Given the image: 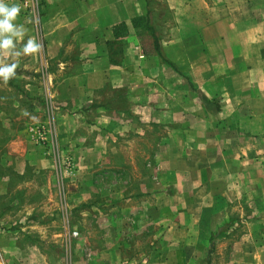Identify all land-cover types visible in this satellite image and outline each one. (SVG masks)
I'll list each match as a JSON object with an SVG mask.
<instances>
[{
    "label": "crops",
    "instance_id": "obj_1",
    "mask_svg": "<svg viewBox=\"0 0 264 264\" xmlns=\"http://www.w3.org/2000/svg\"><path fill=\"white\" fill-rule=\"evenodd\" d=\"M209 2L207 13L214 14L213 21L186 31L189 37L195 33L198 46V66L190 68V77L172 68L167 61L170 56H163L167 49L162 47L158 27L140 0H46L43 18L51 28L44 29V35L56 38L52 43L89 46L91 50V55L78 58L81 60L70 55L67 48L57 56L64 74L71 77L67 79V91L76 90L78 94L66 100L72 106L89 104L95 107L92 114L106 115V104L96 106L80 95L104 88L112 73L125 75V69L118 72L110 67L111 45H118L115 53H124V58L133 61L135 71V59L146 57L157 65L155 75L156 70L164 69L171 77H186L183 92L194 98L189 100L183 94L184 99L179 101L170 95L174 85L167 84V103L151 104V109L165 106L167 123L190 125L187 131L180 128L169 133L167 145L160 152V187L135 180L136 193L127 194L131 186L125 187L118 206L110 205L116 227L112 224L102 236L79 228L83 243L76 248L85 252V259L72 256L68 260L66 256L63 263L57 255L49 258L50 264H123L125 259H132L133 252L150 256V264L154 259L157 264H196L206 253L204 264H214L217 253L212 259L210 255L230 236L227 227L238 219L231 208L240 200L245 205L246 220L253 225L245 233L251 238L230 241L227 247L233 245L226 249L227 259L219 264H264V0H207L205 5ZM144 34L149 35L147 46L143 45ZM152 34L158 39L159 53ZM75 61L79 71L71 72ZM163 63L168 68H160ZM121 171L126 167L121 166ZM258 173L261 178L256 179ZM95 202H89L93 212L99 210ZM94 219L91 227H95ZM251 221L259 222L254 225ZM114 238H121L120 248L117 243L111 247ZM143 239L146 241L141 242ZM9 249L7 252L12 250L13 255L6 261L0 258V264H46L45 256L35 250L21 253L18 248Z\"/></svg>",
    "mask_w": 264,
    "mask_h": 264
},
{
    "label": "rangeland",
    "instance_id": "obj_2",
    "mask_svg": "<svg viewBox=\"0 0 264 264\" xmlns=\"http://www.w3.org/2000/svg\"><path fill=\"white\" fill-rule=\"evenodd\" d=\"M203 1L204 4L200 0H140L142 8L151 11V20L158 27L162 47L167 49L163 56H170L167 61L172 68L183 70L190 77V68L196 69L199 61L195 57L198 47L195 33L189 37L187 28L198 30L197 27L215 17L213 13H207L211 2L205 5L207 0ZM7 2L21 5L22 11L15 23L26 29L24 40L17 43L16 50L22 48L30 37L42 44V50L36 55L15 58L0 50V64L19 63L13 79L7 83L0 81V258L8 260L13 252L9 253L7 249L12 247L21 253L37 251L45 256L42 260L46 264H50V257L57 255L63 263L66 256L68 260L72 256L82 259L85 252L76 248L77 244L83 243L79 228L91 229L95 236H102L108 233L112 224L116 227L110 205L118 206L121 196L126 193L125 187L131 186L127 194L134 195V185H138L135 180H144L146 186L158 187L162 179L160 152L167 145L169 133L180 131V128L187 131L190 126L167 123L165 106L151 109V104L167 103V84L174 85L170 95L174 94L179 101L194 98L183 92L187 86L186 77H171L164 69L156 70L155 75L157 65L146 57L135 59V67L139 70L135 71L133 61L124 58V53H115L118 45H111L113 58L110 67L117 71L125 69V75L112 73L104 88L80 95L81 99L96 106L106 104V115L102 118L92 114L95 107L89 104L80 108L72 106L66 100L75 99L78 94L76 90L74 93L67 91V79L71 77L64 74L66 71L61 69L57 56L60 57V51L67 48L70 55L78 59L91 55L90 47L52 43L56 38L44 35L42 31L51 28L43 18L46 0ZM142 40L144 46L150 44L148 34L146 37L144 34ZM75 62L71 72L79 71ZM160 68L168 66L163 63ZM154 119L159 122L154 123ZM133 120L136 123L131 122ZM121 166L126 167V171H121ZM255 177L259 179L261 174ZM94 199V204L99 206L97 212L89 209V202ZM244 206L241 200L232 205L231 211L237 213L238 219L227 227L230 236L220 240L223 245L216 244L217 251L211 253V259L212 254L214 257L217 253L214 264L227 259L229 250L226 249L233 245L227 247L230 241L251 238L245 235L253 225L245 218ZM31 217L35 220L29 222ZM93 218H96L95 227H91ZM253 221L254 225L259 222ZM145 229L147 234L148 228ZM120 240L114 238L111 247L117 243L120 248ZM130 254L132 259H125L123 264H150L152 259L140 252ZM203 254L196 264H204L206 253ZM154 260L152 264H157Z\"/></svg>",
    "mask_w": 264,
    "mask_h": 264
},
{
    "label": "clouds",
    "instance_id": "obj_3",
    "mask_svg": "<svg viewBox=\"0 0 264 264\" xmlns=\"http://www.w3.org/2000/svg\"><path fill=\"white\" fill-rule=\"evenodd\" d=\"M22 11L19 3H8L0 0V50L15 58L21 55H36L42 50V44L35 38H28L19 50L17 43L24 40L26 29L23 25L15 23ZM19 63L0 64V81L7 83L16 75Z\"/></svg>",
    "mask_w": 264,
    "mask_h": 264
},
{
    "label": "trees",
    "instance_id": "obj_4",
    "mask_svg": "<svg viewBox=\"0 0 264 264\" xmlns=\"http://www.w3.org/2000/svg\"><path fill=\"white\" fill-rule=\"evenodd\" d=\"M146 19L148 18V17H145ZM138 21H140V20H138ZM137 21V22H138ZM148 22V21H147ZM134 25H136V20L135 21H133V26ZM147 30H149V31H152V33H153V30H152V28H150V27H147ZM154 34V33H153ZM152 34V37H153V40H154V47H155V49L157 50V52L159 53V44H158V39L154 36Z\"/></svg>",
    "mask_w": 264,
    "mask_h": 264
},
{
    "label": "built area",
    "instance_id": "obj_5",
    "mask_svg": "<svg viewBox=\"0 0 264 264\" xmlns=\"http://www.w3.org/2000/svg\"><path fill=\"white\" fill-rule=\"evenodd\" d=\"M72 235H73V236H75V235H76V233H73Z\"/></svg>",
    "mask_w": 264,
    "mask_h": 264
}]
</instances>
